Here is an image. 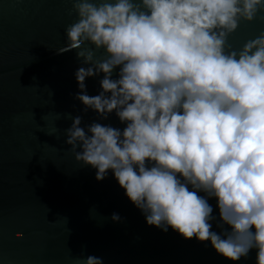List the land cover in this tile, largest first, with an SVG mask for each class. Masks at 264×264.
I'll use <instances>...</instances> for the list:
<instances>
[{
    "label": "clouds",
    "instance_id": "clouds-1",
    "mask_svg": "<svg viewBox=\"0 0 264 264\" xmlns=\"http://www.w3.org/2000/svg\"><path fill=\"white\" fill-rule=\"evenodd\" d=\"M72 11L57 52L82 65L75 99L124 125L81 127L69 114L75 161L97 181L111 171L147 225L233 264L255 250L264 264V31L239 50L228 43L242 21L264 19V0H72ZM101 74L89 96L86 78Z\"/></svg>",
    "mask_w": 264,
    "mask_h": 264
},
{
    "label": "water",
    "instance_id": "water-1",
    "mask_svg": "<svg viewBox=\"0 0 264 264\" xmlns=\"http://www.w3.org/2000/svg\"><path fill=\"white\" fill-rule=\"evenodd\" d=\"M76 19L72 0H0V264H83L88 255L103 264H233L207 242L147 225L111 171L97 181L96 169L75 161L65 143L69 114L81 127H124L75 99L82 65L75 50L57 49ZM262 31L264 19L242 21L228 43L239 50ZM100 79L86 78L89 96ZM234 264H256L255 250Z\"/></svg>",
    "mask_w": 264,
    "mask_h": 264
}]
</instances>
